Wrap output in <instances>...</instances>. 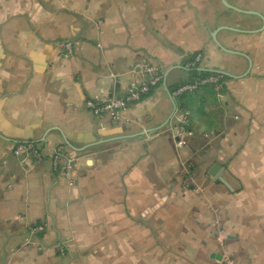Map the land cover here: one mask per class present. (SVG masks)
Listing matches in <instances>:
<instances>
[{
	"label": "crops",
	"instance_id": "crops-1",
	"mask_svg": "<svg viewBox=\"0 0 264 264\" xmlns=\"http://www.w3.org/2000/svg\"><path fill=\"white\" fill-rule=\"evenodd\" d=\"M261 26L221 0H0V264H264ZM197 54L224 87L175 95ZM145 64L162 78L118 120L86 108L148 82ZM19 142L42 160L21 165Z\"/></svg>",
	"mask_w": 264,
	"mask_h": 264
},
{
	"label": "built area",
	"instance_id": "built-area-1",
	"mask_svg": "<svg viewBox=\"0 0 264 264\" xmlns=\"http://www.w3.org/2000/svg\"><path fill=\"white\" fill-rule=\"evenodd\" d=\"M64 49L67 55L72 53V44L66 42ZM201 59V54L195 56V60L187 64V68H193L196 63ZM143 68L152 73L153 77L145 83L132 88L123 97H112L109 99L102 98L101 96H94L85 101L86 108L98 116L101 114H107L112 120H118L121 117V113L127 108V106L134 101L140 100L144 95L148 94L153 86L161 80L162 76L156 73V69L144 65ZM224 74L222 73H212L207 77L195 80L193 82L185 83L179 86L174 94L182 95L187 92H193L198 90L201 86L207 84H213L218 89H222L224 83ZM180 114V129L176 135L175 144L178 148H182L186 145V135L188 130V111L185 108L179 110ZM12 153L14 157L19 161L21 165H25L28 162L37 163L42 160L43 154L38 144L33 142H19L13 146ZM52 168L54 171L61 173L68 183L72 184V166L69 160L65 156V146L63 144L57 145L51 154ZM43 231V226L41 224L31 227L29 234L31 236L37 235ZM55 251L59 254H64V246L62 243H58L55 246ZM216 264H235L230 256H222V258Z\"/></svg>",
	"mask_w": 264,
	"mask_h": 264
},
{
	"label": "water",
	"instance_id": "water-1",
	"mask_svg": "<svg viewBox=\"0 0 264 264\" xmlns=\"http://www.w3.org/2000/svg\"><path fill=\"white\" fill-rule=\"evenodd\" d=\"M221 2L227 8L235 10L237 12H241V13H244V14H254V15L259 16L261 18V20H262V26L259 29H257L256 31H260V30H262L264 28V16L261 13L253 11V10H242V9L237 8V7L233 6L232 4H230L227 0H221ZM219 73H221V72H219ZM220 169H221V167L216 164V165L213 166L212 171L210 172V174L213 177H215V179H220V180L224 181V179L221 177V174H220L222 171L219 172ZM218 258H219V256H218Z\"/></svg>",
	"mask_w": 264,
	"mask_h": 264
},
{
	"label": "trees",
	"instance_id": "trees-1",
	"mask_svg": "<svg viewBox=\"0 0 264 264\" xmlns=\"http://www.w3.org/2000/svg\"><path fill=\"white\" fill-rule=\"evenodd\" d=\"M189 73H190V78L188 80L189 82H193L195 80L207 77L210 74H212V72L200 71L197 68L190 69ZM225 78H227V77L225 76ZM182 105H183V103H182Z\"/></svg>",
	"mask_w": 264,
	"mask_h": 264
}]
</instances>
